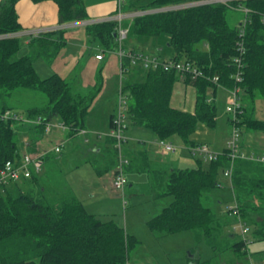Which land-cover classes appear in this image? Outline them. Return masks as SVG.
Listing matches in <instances>:
<instances>
[{
    "label": "trees",
    "instance_id": "obj_1",
    "mask_svg": "<svg viewBox=\"0 0 264 264\" xmlns=\"http://www.w3.org/2000/svg\"><path fill=\"white\" fill-rule=\"evenodd\" d=\"M19 1L0 2V36L14 35L22 30L16 10ZM32 1H53L58 7L61 24L89 20L85 0ZM185 1L152 0L148 8L140 10L164 8ZM238 6L250 10L245 16L246 58L240 84L244 112L239 116L238 128L264 132V120L256 119L253 109L256 98L264 97V0L232 1L228 5L192 7L133 19L132 34L153 38L166 35L173 55L171 59L191 63L204 73V77L193 81L184 76L195 86L197 101L194 113L183 112L171 107L174 84L182 77L180 73L146 69L141 62L125 57L121 63L124 70L122 89L128 97L127 120L132 125L152 131L158 140L178 136L189 148L200 145L192 140L199 126L213 128L216 123L217 108L214 101L208 102L210 93L217 90L218 84L227 89L236 85L234 59L238 55L243 22L239 27H232L228 13L230 8ZM135 8L129 3L126 11H135ZM86 31L104 51H116L114 22L91 24ZM64 33L60 30L36 38L33 41L37 45L35 52L17 58L23 47L20 39H0V110H13L3 100L18 90L45 94L48 103L29 109L27 113L30 117H42L43 124L36 127L41 134L45 133L44 125L55 117L70 130V136L82 132L100 92L99 86L84 92L83 88H75L58 74L40 76L36 66L38 59L52 62L65 44ZM54 35L59 38L53 39ZM214 77H219L218 84L212 82ZM20 124L25 125L0 120V171L6 162L20 160L16 137ZM108 141L111 169L117 166V151L115 140L109 138ZM231 167V188L239 218L250 226L256 239L264 240V162L241 157L233 159L225 149L215 161L199 160L197 168L161 171L152 170L147 153L139 152L130 159L126 172L149 173L158 197L171 199L169 205L147 221L153 234L162 238L192 232L199 244L205 243L222 257L229 250L246 255L249 245L224 237L222 221L203 201L220 188L221 175ZM35 176L31 178L34 184ZM233 234L240 238L239 234ZM139 244L137 237L128 234L124 227L112 220H100L75 197L49 198L45 192L35 194L25 190L21 181L0 191V264H128L129 252Z\"/></svg>",
    "mask_w": 264,
    "mask_h": 264
},
{
    "label": "crops",
    "instance_id": "obj_2",
    "mask_svg": "<svg viewBox=\"0 0 264 264\" xmlns=\"http://www.w3.org/2000/svg\"><path fill=\"white\" fill-rule=\"evenodd\" d=\"M1 1L2 0H0V2ZM114 5L115 4L111 2L106 4H97L95 6H90L89 8L86 7L87 13L89 15V20L76 21L67 24H61L59 19L58 7L53 1L34 3L32 0H20L16 6V10L19 17V23L22 27V30L16 33L15 37H18L20 41L22 39V41H24V47L28 48L27 50L24 51V53L26 54H23L21 56L29 55L32 52H35V50L37 49V45L33 44V41L36 38L30 34L31 31L38 29H55L54 32H57L60 29L64 30L65 44L63 48L60 50L57 57L52 62L47 60L48 62L47 64L50 68H52V66H54L60 54L74 53L73 61L74 62L80 61L84 63V65L87 67V75L89 76L87 77V81L84 79L85 82H79V83L74 82L72 84L74 85L75 88L81 87L86 89L88 88L92 89L96 86H99L100 92L94 100L91 111L97 110L100 107L105 108V106H107L105 108L107 110V113L105 114L104 121H106L107 119L109 120L108 122L109 124L108 123L104 124L105 126L103 128H99L97 126L96 128L92 126L89 127L86 126V128L82 132L76 134L75 136H70V130L68 128L62 129L60 128V126L55 127L57 128V130L61 135L67 136L69 138L78 137L76 140L79 144H81V147L78 149V151L74 152V155H77V158L82 159V161H78L77 164L80 165L85 164V165L75 166L71 172L73 176L70 178L65 177L62 170L58 166H56L57 162L60 160V158L57 155L62 153V151L61 153H56L53 150L54 148L53 144H55V141L54 138L51 137V135L55 133L56 130L55 131L51 130L46 135V133L41 134L39 132V129L36 127L23 125V124L18 125L17 129L22 133L21 143L23 148L22 150L23 152L22 151L20 152V159L26 153L32 155H42V154L46 155L44 167L41 174L35 176L37 178L36 184H34L33 180L31 179H24L21 180V185L25 190H33L35 194H38L39 192L40 193L45 192L49 198H54V197L60 198L62 196L75 197L84 204V206L90 213L96 215L100 220L102 218L107 219L106 221H110L114 218H118L120 215L121 207L124 209L125 214L127 216V208L131 206L130 205L131 200H134L133 197H135L136 196L135 194L138 193L134 190L135 184L129 180L128 176H127L128 185L125 189L124 196L122 193H120L115 189L113 182H114V175L116 168L110 169L111 155L109 154V147H108V142H109L108 139L110 137L106 135L107 137L106 144H104L101 142L104 134L97 133L98 129H101V131L103 132L106 131V128L108 126H109V132L111 130V119L112 117H114V115L117 112L118 96H119V83L117 76L118 74L116 75L118 71L116 72L115 65L118 64L119 66H121V62L117 54L118 51L117 49L115 52L104 51L103 47H101V45L97 41L92 40L91 36L88 35L87 31H85V28L88 25L95 23L97 20L107 17H112L113 15H115L117 11H115L116 7L114 8ZM128 6L129 3L127 4V7ZM128 12L130 11L125 10V13ZM131 23L132 20L129 18H126L123 22V25L129 30V35L131 34L130 32ZM58 38L59 35L53 36V39L55 40ZM133 42L136 41L133 40ZM160 42L161 41L159 40V38H157L155 44L159 47L158 49L162 51V48L159 46ZM129 46H132L133 48L128 53L135 52V53L145 54L142 53V50L138 47L136 43H132ZM134 46L137 48H135ZM99 54L103 55L102 60L96 59V56ZM169 54L171 59L173 56L172 51H170ZM43 59L44 58L38 59L36 63L37 67H38V62L40 64V62L43 61ZM71 66L72 65H64L61 69L54 67L53 70L55 72L53 73L58 74L63 78L64 76H67L69 73L71 74L70 72L72 70ZM98 71L100 75V81L98 83L93 82L92 80L93 75ZM210 94L214 97L213 101L215 103V99L218 97V88L216 91H214V93L211 92ZM196 101H197V92L195 86L192 84V82H188L186 78L182 76L174 84V89L171 97V107L183 112L194 113L196 109ZM32 108H37V107H29L25 112L22 113L27 114L28 110ZM142 135H144V133L139 130V136ZM44 137L47 140V147L40 144L39 141L41 138ZM151 137L154 138L153 135L147 133V138L150 139ZM129 139L131 142L130 145L131 151L128 152L126 150L124 151L126 157H128L129 160L133 158V156L137 155V153L139 152H146L149 157V164L152 170L169 171L171 169L181 168L180 165L182 164V160L180 158L175 157L170 161L159 159L160 151L159 148L156 146V144L154 146L147 141V145H146V142H144V140H137L132 136L129 137ZM127 140L128 138H126L124 145L128 144ZM137 141L139 142V144L137 143ZM195 142L207 145V143L205 142H197V141ZM69 145H71V143ZM54 158L58 160L55 163L56 165L53 163ZM89 164H91V166ZM128 174L130 173H127V175ZM132 174L147 175V182H145L144 184H140V183L138 184L139 186L141 185L139 193L144 194V192H147V195L155 196L156 201L154 200V203H150V205L153 206L152 204H154L156 206V208L152 209V215L153 217L157 216L165 206L170 204L171 199L168 197L166 198L158 197L157 191L151 184L152 179L149 173L132 172ZM51 183L60 186L58 190L60 191V193L56 191L57 188L51 186L52 185ZM214 192H212L208 197L209 200L211 201L212 209H214L215 201L217 199L215 198V196L218 195V194H214ZM57 194L58 196H55ZM124 199L126 200L127 205H124ZM160 199H162V203L159 202ZM217 217L222 221V218H220L219 216ZM128 228L129 226L127 224L125 230L127 231L128 234L133 235L132 234L133 231L128 230ZM223 236L237 241L241 240V237L239 238L238 235L233 233H228L225 231L223 233ZM193 238L196 241L194 233H193ZM196 243L199 244L197 241ZM245 250L247 252L246 253L247 256L249 252L248 247ZM210 251L211 254H208L210 259L206 261H202V258L201 256H199V254L196 253L192 254L190 251L188 263L190 264L192 262V264H199L207 261H212V259L214 258L213 255L214 251L211 248ZM237 264H243V263L237 261Z\"/></svg>",
    "mask_w": 264,
    "mask_h": 264
},
{
    "label": "rangeland",
    "instance_id": "obj_3",
    "mask_svg": "<svg viewBox=\"0 0 264 264\" xmlns=\"http://www.w3.org/2000/svg\"><path fill=\"white\" fill-rule=\"evenodd\" d=\"M128 3H133L135 5L136 10H140L144 7H149L152 0H127ZM237 1V0H236ZM242 1V0H238ZM113 2L114 8L117 7L118 0H85L86 7L89 8L90 6H95L97 4H106ZM218 5V4H213ZM207 6V5H203ZM127 7V6H126ZM124 8V13L125 9ZM115 8V11H117ZM245 7L238 6L237 8H230L228 13V21L232 27H239L240 24L244 22L245 19ZM153 10V9H151ZM150 11V10H147ZM129 13V12H128ZM118 12H116V16ZM130 19V18H129ZM86 31V28H85ZM157 38L153 37H143L138 36L135 34H130L128 39L123 42V48L127 53L133 48L129 46L132 43H136L138 47L142 50V53H145L149 56L157 55L161 59L169 60L171 51L168 46V37L166 35H162L159 37L161 41L159 46L162 48L160 51L158 46L155 44ZM136 41V42H133ZM21 43L23 45L22 51L16 56L20 57L24 53L25 50L28 48L24 47V41L21 39ZM135 47V46H134ZM137 48V47H135ZM74 53L68 54H60L52 68L48 66V62L43 59V61L38 62V70L40 76L45 78L49 77L53 72L54 67L61 69L64 65H72V70L70 71L71 74L64 76L66 80L71 83H79L87 81V67L84 63L80 61H73ZM116 75L118 76V83L120 82V66L118 64L115 65ZM52 69V70H51ZM108 72V69H107ZM106 72V73H107ZM90 74V73H89ZM85 79V80H84ZM74 80V81H73ZM93 82L100 81L99 71L94 73L93 75ZM84 92H90V88L86 89L83 88ZM210 98L213 100L214 97L210 94ZM229 92L224 90L223 88H218V97L215 99V105L217 108V117L216 123L213 128H209L208 126L202 124L199 126L198 130L192 136V140L197 142H205L209 146L210 150L214 154H220L227 148V143L231 137L232 132V124L230 120L233 119V114L227 112V106L229 101ZM3 102H5L8 106H10L14 111L19 113L25 112L29 107H42L48 103V99L45 94L34 91V90H18L15 92L14 95L10 97H5ZM118 106V105H117ZM107 106H105L106 108ZM254 115L255 118L258 120H264V97H257L254 102ZM105 108L100 107L97 110L91 111L87 118H86V126H92L94 128L99 127L103 128L109 122L105 119V114L107 110ZM59 119L55 117L52 122L49 123L50 131L53 130L56 132L51 135L54 138L55 144H53V150L56 147H60L62 150L61 154L57 156L60 158L58 161L56 158L53 159V163L55 164L57 161V165L62 172L64 173L65 177L70 178L73 176L71 173L75 166H82L85 164H77L78 161H82L81 158H77V155H74V152L78 151L81 147V144L77 142V138H69L67 136L61 135L57 128L59 127ZM109 124V123H108ZM126 125L128 127L127 131L125 132V137L128 138L127 145L123 146V151H131V142L129 137L136 138L137 140H144L147 145V141L150 142L151 145H157V138L154 133L146 128H140L132 125L126 119ZM144 133V135L139 136V130ZM97 130V129H96ZM241 136L239 140L240 151L245 153L246 155H256V156H264V132H253L248 131L245 128L241 129ZM148 131V132H147ZM109 126L106 128V131H101L98 129L97 133L104 134L102 143L106 144V135L108 136ZM47 135V132H45ZM49 133V132H48ZM147 133L153 135L154 138H147ZM22 133L17 130V142L19 146V151L23 150L22 148ZM138 135V136H137ZM143 137V138H142ZM142 138V139H140ZM40 144L47 147V140L41 138ZM167 143H171L175 149V153L163 154L160 150L159 159L170 161L175 157L180 158L182 160V164L180 165L181 169H193L198 167V161L204 159L199 155L193 156L190 152V148L182 141V139L178 136L172 137L170 140H166ZM71 143V145H69ZM139 144V142L137 141ZM137 145V144H135ZM23 152V151H22ZM64 157V158H63ZM62 158V159H61ZM205 162V161H204ZM82 163V162H81ZM52 164V163H51ZM91 166V164H89ZM204 165V163H203ZM55 166V167H56ZM129 180L135 184L134 190L136 193L134 200H131L130 207L127 208V216L125 214L124 209L120 208V215L118 218L112 219L122 227L126 229V225L128 224V230L133 231V235L137 237L140 241V244L136 246V248L132 249L129 252L128 257V264H189L188 258L190 251L201 256L202 261H206L210 259L208 254H211L210 248L204 243L197 244L193 238L192 232H185L180 234H175L171 236H167L165 238H158L155 234H153L147 227V221L153 217L152 209L156 208L154 204L153 206L150 203H154L156 201L155 196L147 195V192L144 194L139 193L141 185L147 182V175H136V174H128L127 175ZM220 188L214 192V194H218L215 196V206L213 212L222 218V228L225 232L228 233H237L234 231V227H237L238 223L234 217H230L227 213L228 206L234 204V197L231 188L230 180L221 175L220 178ZM52 184V183H51ZM51 186L57 188L56 191L59 190L60 186L52 184ZM51 188V187H50ZM60 193V191H58ZM54 196V195H53ZM55 196H58L55 195ZM206 196L203 201L206 206L211 207V201ZM162 203V199L159 201ZM101 220L106 221L107 219L102 218ZM127 232V231H126ZM188 237V239H187ZM246 238L250 241L248 245V255H238L237 253L231 252L230 250L227 251L222 257L217 256L214 252V258L212 259L210 264H237L241 262L243 264H264V240H258L254 237L252 232L246 234ZM210 251V252H209ZM212 255V256H213ZM234 260V262H233ZM233 263H232V262Z\"/></svg>",
    "mask_w": 264,
    "mask_h": 264
},
{
    "label": "built area",
    "instance_id": "obj_4",
    "mask_svg": "<svg viewBox=\"0 0 264 264\" xmlns=\"http://www.w3.org/2000/svg\"><path fill=\"white\" fill-rule=\"evenodd\" d=\"M232 1L236 0H186L183 3L167 6L164 8L153 9L150 11H130L129 13H124V8L127 6V0H118V14L116 16L103 18L97 20L95 23H106V22H114L116 24V32L115 38L117 43V54L122 63V60L125 57H131L133 62H141L146 69H162L166 72L175 71L180 73L183 77L185 75L189 76L193 81L198 78L204 77V73L193 66L191 63L186 61H175L173 59L163 60L158 56H149L141 53H127L123 48V42L127 39L129 35V30L123 25V22L126 18H130L131 20L135 19L136 17L144 16L147 14H154L160 12H167V11H176L182 10L192 7H199L203 5H213V4H226L228 5ZM238 1V0H237ZM250 12L249 9H245V14L247 15ZM262 22L264 23V16L262 17ZM93 23V24H95ZM242 29L240 31L241 42L237 44V52L238 55L234 59V64L236 73L233 76L236 85L232 89H227L221 85H219V77H214L212 82L214 84H218V88L226 89L230 96L227 106V112L233 114V119L231 120L232 124V132L231 137L227 143V148L230 151L231 157L235 158H247L253 159L256 161L264 162V156H256L253 154L246 155L245 153L240 151L239 140L241 136V131L238 128L239 123V116L243 114L240 93L241 87L240 84L243 81V66L244 61L246 58V50L243 43V37L245 35V27L247 25V20L245 19L242 23ZM91 25V24H90ZM62 30V29H60ZM59 30V31H60ZM55 29H38L31 31L30 34L35 37L39 38L45 34L54 32ZM7 37H15L14 35L4 36L1 35L0 39H4ZM97 60H102L103 55L99 54L96 56ZM121 68V66H120ZM123 72L124 70L120 69V82H119V96H118V109L116 114L114 115L112 121V127L108 134V136L115 140V149L117 151V166L114 175V187L117 191L123 194L125 193V189L128 185V178L126 169L130 164V160L126 157L123 146L126 141L125 132L127 130L126 119H127V107H128V97L123 92L122 89V79H123ZM208 102L211 103L213 100L209 97ZM0 120L2 121H13L18 123H24L25 125L37 127L43 124L42 117H30L27 114H22L16 112L14 110H0ZM45 132H50L49 123L45 125ZM60 128L66 129L65 126L59 124ZM157 145L159 150L163 154L175 153L176 149L171 143H167L163 140H157ZM56 153H61V148L56 147L54 149ZM190 152L193 156L199 155L204 159L205 162L215 161L218 158V154H214L211 152L210 148L205 144H200L194 148H190ZM45 154L42 155H32L29 153L24 154L20 160L18 161H8L0 171V191H4V187L10 185L11 183H16L24 179H31L33 175L41 174L44 163H45ZM232 167L229 168L225 172V177L232 181ZM234 197V195H233ZM124 205H127L126 200L124 199ZM227 213L230 217H234L238 223L237 227H234V231L238 232L241 237V241H244L247 245L250 243L249 240L246 238V234L250 232V226L243 222L239 218V208L234 198V204L228 206ZM247 248V246H246Z\"/></svg>",
    "mask_w": 264,
    "mask_h": 264
},
{
    "label": "bare ground",
    "instance_id": "obj_5",
    "mask_svg": "<svg viewBox=\"0 0 264 264\" xmlns=\"http://www.w3.org/2000/svg\"><path fill=\"white\" fill-rule=\"evenodd\" d=\"M126 10V9H125ZM148 16V15H147ZM61 33V32H60ZM60 35V34H59ZM129 37V36H128ZM114 51V50H113ZM102 54H105V53H102ZM46 60V59H45ZM130 60V59H129ZM47 61V60H46ZM66 80V79H65ZM90 99V98H88ZM91 100V99H90ZM23 114V113H22ZM129 114V113H128ZM29 116V115H28ZM6 190V189H5ZM33 191V190H32Z\"/></svg>",
    "mask_w": 264,
    "mask_h": 264
}]
</instances>
